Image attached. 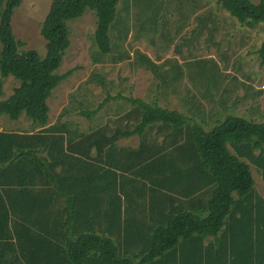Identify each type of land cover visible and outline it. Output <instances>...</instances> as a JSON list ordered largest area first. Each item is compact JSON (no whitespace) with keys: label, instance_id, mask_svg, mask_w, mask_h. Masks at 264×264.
<instances>
[{"label":"trees","instance_id":"16d2710c","mask_svg":"<svg viewBox=\"0 0 264 264\" xmlns=\"http://www.w3.org/2000/svg\"><path fill=\"white\" fill-rule=\"evenodd\" d=\"M129 1L53 0L41 30L43 58L20 52L24 43L13 33L22 0H0V118L24 115L39 128L0 131V264H264V197L251 169L264 182V122L231 114L206 129L194 117L131 96L132 110L115 128L72 131L63 122L76 113L72 106L48 126L47 101L74 72L57 73L71 44L68 22L94 11L93 63L122 62L130 30L120 24L130 16ZM211 13L217 16L204 42L231 61L230 47L221 52V29L233 25L231 18L249 28L264 22V0H217ZM255 48L264 64V40ZM99 70L86 86L105 88ZM10 77L19 85L5 98ZM113 99L78 113L91 119ZM133 136L137 147L120 143Z\"/></svg>","mask_w":264,"mask_h":264},{"label":"crops","instance_id":"0c3cea01","mask_svg":"<svg viewBox=\"0 0 264 264\" xmlns=\"http://www.w3.org/2000/svg\"><path fill=\"white\" fill-rule=\"evenodd\" d=\"M164 2L168 4V1L164 0ZM164 2L162 3V10L164 9ZM167 6L166 12H169L170 18L156 24L153 20L155 17L149 16L152 12L138 18V16L132 15L133 8L130 5V16H125L120 24V28H123L124 24L125 29L130 30L126 48L121 49L124 55L127 53L128 55L124 57L122 62L110 63L109 65H111V70H114L117 66L127 67L133 74H129V78L121 75L116 78L115 82L117 83L111 93L115 99L111 101H125L128 103V100L119 98L122 95L126 99L133 96L145 102H157L163 108L174 105L175 108L172 107L173 109L169 110H177L189 118L194 117V120L203 124L205 128L213 125L212 119L217 111L216 109H222V115H225L227 112H238L239 105L249 100L250 104L254 105L257 102L262 103L264 93L261 94L259 90L264 89V64L261 63L259 57L254 56L253 51L256 50L255 46L259 47L261 45L264 36L257 35V27L248 29L245 26L231 25L228 28L221 29L218 39H225L221 52L228 50L230 47L233 53L230 50L228 52L234 56L231 61L226 56H221L220 60L210 42H204L208 39L209 29H211V26L214 27L212 21L217 16L211 13L214 7L213 0H176ZM217 10L222 18H227L226 12L222 13L219 8ZM131 19L133 20L132 25H130ZM199 22L202 23L203 28H199ZM121 32L124 33V30ZM201 32H204V34L198 37L197 33ZM131 40L134 44H140L141 48L131 52L132 49L129 45V43L132 44ZM207 59H214L216 64ZM235 59L239 61H235ZM149 61L153 63L163 77L167 78V87H164L163 81L160 83L155 78L150 70ZM255 61L259 63L257 66L254 65ZM204 63H210V69L215 70V73L210 74V78L206 77V80H199L198 70L201 69ZM101 65L98 64V69ZM102 75L107 76L106 73H102ZM119 79H123L124 82ZM205 87L212 90L219 89L220 95L217 97L215 94L207 93ZM241 87L244 88L242 93L240 92ZM199 90L203 93L200 94ZM248 91H252L253 95L260 96V98L253 102ZM49 99L47 101L50 108L48 126H51L58 121L60 113L68 107L69 103L53 119L52 113L54 110L49 104ZM99 106L100 104L97 108ZM130 110L131 106L126 109L125 114ZM205 114L208 117L207 121L203 118ZM237 115L241 116L240 114ZM23 116L18 121H10L7 117L2 116L0 118V131L4 129L8 131L39 130L28 119L21 124ZM218 121L216 120L215 123ZM63 122L69 123L72 131L85 132L72 125L69 115L63 118ZM133 124L130 123V125ZM93 127L95 128V126ZM136 138L139 137L133 136L125 139L123 141H126V143L121 144L137 147L139 143L136 146L135 144L132 145V140Z\"/></svg>","mask_w":264,"mask_h":264},{"label":"rangeland","instance_id":"374dc122","mask_svg":"<svg viewBox=\"0 0 264 264\" xmlns=\"http://www.w3.org/2000/svg\"><path fill=\"white\" fill-rule=\"evenodd\" d=\"M52 1L53 0H22L20 7L15 10L11 25L16 40L24 43V46L20 49V52L34 50L37 51L43 58L46 56V41L41 34V30H42L43 22L49 13ZM166 1L173 2L176 0H166ZM260 1L261 0H251V2L256 5L259 4ZM163 2L164 0L129 1V3L132 5L133 8L132 11L133 16L141 17L144 15H149L152 12L151 15L149 16L155 17L153 20L155 21L156 24H158L159 21H163L166 20L167 18H170V16L166 12L168 8L165 7L163 10L161 9ZM213 2L215 5L217 3V0H213ZM138 13L140 14L138 15ZM231 19L233 20L232 26H236V25L242 26L240 25L238 20L234 18ZM132 24H133V20L131 19L130 25ZM96 26H97V17L95 15V12L91 10H87L86 13L81 18L68 22V29L70 33L69 39L71 44L66 52L62 66L57 71V73L63 75L71 70H74V72L66 81L62 82L57 87V89L53 92L52 97L49 99V104L51 108L54 110V112L52 113L53 119H55L57 117V114L60 113L61 109L69 103L68 107L72 106L76 111V113L69 114V120L71 121L73 126H77L82 131L85 132H90L93 129L95 130L99 127H103L106 125H109L111 128H115L118 119L121 116L125 115L126 109L131 106L129 103L125 101H109L106 102L104 108L100 110L99 113L91 119L81 116L78 113L81 110L93 111L97 109V106L106 99L107 95H110L113 92L114 90L113 88L117 83L115 81L118 76L121 75L122 77L129 78V74H133V72L129 68L124 66L123 67L117 66L114 70H111L110 69L111 65L109 64L114 63L111 59L104 62L102 64L103 66L102 65L100 66L99 68L100 70L98 69L99 71H101V73L107 74V76H105L107 83L105 88L99 85H95L93 83H90V85L87 84L88 86L85 85L90 75L94 72V69L98 68V64H94L91 58V55L94 52L93 38H94V33L96 31ZM245 27L248 29H254L257 27L256 28L257 35L264 36V22H261L254 28H249L247 26ZM130 42L132 44H130L129 42L128 43L131 46L132 49L131 52H133L135 49L141 48V45L134 44L133 40H131ZM126 44L127 41L124 43L123 48H126ZM233 56L234 55L232 54V57ZM235 61L237 60L235 59ZM258 64H259L258 61L257 62L255 61L254 65L257 66ZM210 65H211L210 63H204L201 69L198 70L199 80H206V77L210 78V74L215 73V70L210 69ZM0 80H1V74H0ZM119 80L124 82L123 79H119ZM124 80H126V78H124ZM122 82H120V84L124 85V83ZM18 85L19 82L12 77L4 79L3 88L6 94L5 98L9 97L12 94L13 89ZM207 88L208 87H205V89ZM79 89H81L82 92L78 93ZM106 89L108 91H105ZM240 92L241 93L244 92L243 87L240 88ZM259 92H261V94L264 93V89L259 90ZM199 93L202 94L203 92L199 90ZM207 93L215 94L217 95V97L220 95L219 89H214V90L207 89ZM248 93L252 97L253 102L257 101V99L260 98V96H256L255 94L253 95L252 91H248ZM111 96H113V94H111ZM77 97H79L80 99L78 98L79 100H77ZM246 97L248 99L247 93H246ZM123 100H128V99L123 98ZM82 101H84L83 105L78 104V102L81 103ZM172 107L175 108L174 105ZM172 107L170 106L168 109H173ZM238 108H239L238 112L235 111L227 112L225 115H222L221 112L222 109L221 110L216 109L217 111L214 113L212 119L213 125L207 127L206 129H211L213 126L216 125L217 123V122L215 123L216 120L223 121L228 115L231 114L235 116L237 114H240L241 115L240 117L246 118L250 121H254L257 123L264 122V98L262 99V103L257 102L256 105H254V104H250V100H249L246 101L245 103H242V105H239ZM131 110H132V106H131ZM203 118L206 121L208 119L206 114L204 115ZM25 120L26 118L23 116L21 124ZM93 126H95V128ZM120 143L125 144L126 141L122 140ZM137 143H140V138H136L132 140V145L135 144L136 146ZM251 169H252V175L255 180L256 191L259 195L264 197V182L261 177V173L254 165H251Z\"/></svg>","mask_w":264,"mask_h":264}]
</instances>
